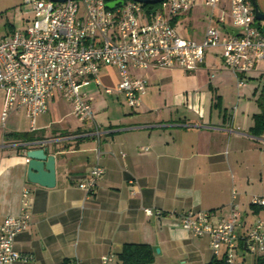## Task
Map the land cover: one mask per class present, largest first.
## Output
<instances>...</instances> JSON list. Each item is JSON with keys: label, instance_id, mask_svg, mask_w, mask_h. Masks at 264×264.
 I'll list each match as a JSON object with an SVG mask.
<instances>
[{"label": "crops", "instance_id": "obj_1", "mask_svg": "<svg viewBox=\"0 0 264 264\" xmlns=\"http://www.w3.org/2000/svg\"><path fill=\"white\" fill-rule=\"evenodd\" d=\"M256 3L264 12V0ZM7 6L15 8L12 19L17 22L7 20L3 35L22 29L30 18L16 0ZM205 6L197 0L172 19L180 37L184 31L190 38H182L199 42L209 25L221 34L235 31L227 13L224 21L219 20L221 8L227 10L226 1L210 11ZM220 53V47L206 49L193 71L129 67L130 76L147 79L146 92L135 108L123 99L120 105L127 109L116 110L111 120L103 115L109 108L104 95L121 94L104 90L114 89L119 76L113 66L102 65L98 85L92 82L85 88L101 132L99 144L91 135L93 125L80 122L61 94L48 101L46 111L33 123L23 108L10 110L2 121L0 90V144H4L0 148V224L19 213L24 186L32 199L29 225L13 241L14 250L29 259L13 264H58L63 258L79 264H118L117 254L125 243L150 245L154 264H206L212 259L209 240L182 228L180 212L211 210L214 221L229 212L234 189L239 236L256 217H264V206L253 208L250 203L253 196H264V191L255 192L258 185L264 186V138L249 132L252 115L258 111L250 102L255 101V86L248 93L238 88ZM248 78L257 80V75L251 73ZM18 132H29L35 140L10 136ZM43 147L55 160L52 187L26 180L21 153ZM139 147L148 150L142 152ZM96 164L103 173L87 196L79 183ZM145 208L154 214L146 215Z\"/></svg>", "mask_w": 264, "mask_h": 264}, {"label": "built area", "instance_id": "obj_2", "mask_svg": "<svg viewBox=\"0 0 264 264\" xmlns=\"http://www.w3.org/2000/svg\"><path fill=\"white\" fill-rule=\"evenodd\" d=\"M224 1L227 12L221 8L219 20L224 21L227 13L235 31L221 34L218 28L209 25L196 42L180 37L172 19L190 10L197 0H162L153 11H146L133 0H123L113 8L106 7L104 0H22L30 8V18L22 29L0 36V90L4 94L1 120L10 110L23 108L33 123L36 116L46 111L48 101L61 94L80 122L93 125L91 135L99 144L101 132L92 97L85 88L92 82L98 85L102 65L113 66L119 76L115 88H106L104 92L121 94L125 104L135 108L148 82L145 77L130 76L129 67L193 71L208 48H221L223 66L234 74L236 86L244 87L251 73L264 74V33L255 24L251 0H203V3L213 8ZM138 150L145 152L148 148ZM102 173L103 168L94 165L79 188L91 195ZM235 200L236 192L232 189L229 212L214 221L211 210L178 214L181 227L192 236H206L212 257L223 253L228 264L237 259L239 241L242 252L252 258L264 254V217H256L239 236ZM250 203L264 206V196H253ZM31 207L30 189L24 186L19 213L5 217L0 224V264L29 259L14 250L13 241L28 227ZM144 212L154 214L149 208Z\"/></svg>", "mask_w": 264, "mask_h": 264}, {"label": "trees", "instance_id": "obj_3", "mask_svg": "<svg viewBox=\"0 0 264 264\" xmlns=\"http://www.w3.org/2000/svg\"><path fill=\"white\" fill-rule=\"evenodd\" d=\"M115 0H104L105 5ZM157 4H142V7L146 11H153L159 7ZM257 26H259L264 33V20H256ZM251 79V78H248ZM253 79V78H252ZM259 82L253 88V95L255 96V103L258 111L252 115V125L249 129L250 134L253 137L264 138V74L257 76ZM218 107V104H215ZM7 136V135H6ZM11 137L25 141H34V137L29 132H18L10 134ZM251 207L255 208V205L251 204ZM237 251L236 264H240V260L244 252H242V244L239 242ZM252 264H264V254H258L254 256ZM118 264H154V249L145 243H125L122 245L120 251L117 254ZM58 264H79L75 260L70 258H63ZM206 264H228L225 261V254H221L219 257H212V259ZM235 264V263H234Z\"/></svg>", "mask_w": 264, "mask_h": 264}, {"label": "water", "instance_id": "obj_4", "mask_svg": "<svg viewBox=\"0 0 264 264\" xmlns=\"http://www.w3.org/2000/svg\"><path fill=\"white\" fill-rule=\"evenodd\" d=\"M53 2H63L65 0H50ZM123 0H115L106 7L113 8L116 4L121 3ZM141 4H157L162 0H133ZM254 12V18L258 21L264 20V12L260 11L256 0H251ZM21 145H26L21 144ZM4 144H0V148ZM47 147L29 149L22 152L21 155L25 156V174L26 180L30 183L38 184L41 186L52 187L55 184V160L53 155L47 154ZM158 252V249L155 250Z\"/></svg>", "mask_w": 264, "mask_h": 264}, {"label": "rangeland", "instance_id": "obj_5", "mask_svg": "<svg viewBox=\"0 0 264 264\" xmlns=\"http://www.w3.org/2000/svg\"><path fill=\"white\" fill-rule=\"evenodd\" d=\"M13 1L15 0H0V36L3 35L4 31H5V28H4V24L5 22L8 20V21H11L13 22L14 20V23L17 22V20H15V17L14 19L13 16L15 14V8L11 7V6H7L9 5L10 3H12ZM16 4L20 6H22V10L23 11H29L30 12V8L28 5H25L22 3V0H16ZM205 11H210V7H207L205 6L204 7ZM29 12L27 14H29ZM255 24H256V20H255ZM261 24H262V21H261ZM182 37H187V38H190L189 36H185V32L182 31L181 34H180ZM259 67H263V65L259 64ZM259 82L255 79H247L246 80V85L243 87V90L244 92L248 93L252 90L253 86H256ZM116 95H113V96H106L104 95V97L107 99V103L109 104V108H108V111L107 113H103V115H108V119L111 120V118L116 114V110H119L120 108H123V109H127V107L125 105H120L121 102H123V97L122 95H118L116 96L117 98H115ZM250 102H251V106H253L256 110H257V107H256V104H255V101H253V99L251 100L250 99ZM110 110H112V114H110ZM102 116V115H101ZM74 118V117H73ZM101 120V118H100ZM75 123H77L76 121H74ZM260 188H255V192H263L264 189L262 187V185H258ZM156 250V249H155ZM253 263V259L251 256H248L246 255V257L244 258V260H240V264H252ZM159 264V262H158Z\"/></svg>", "mask_w": 264, "mask_h": 264}]
</instances>
